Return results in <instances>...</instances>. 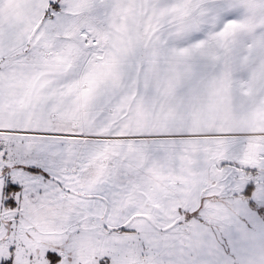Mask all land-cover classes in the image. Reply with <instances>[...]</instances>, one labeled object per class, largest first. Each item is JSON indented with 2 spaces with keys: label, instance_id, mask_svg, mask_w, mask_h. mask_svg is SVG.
<instances>
[{
  "label": "snow or ice",
  "instance_id": "6c2138e0",
  "mask_svg": "<svg viewBox=\"0 0 264 264\" xmlns=\"http://www.w3.org/2000/svg\"><path fill=\"white\" fill-rule=\"evenodd\" d=\"M0 264H264V0H0Z\"/></svg>",
  "mask_w": 264,
  "mask_h": 264
}]
</instances>
